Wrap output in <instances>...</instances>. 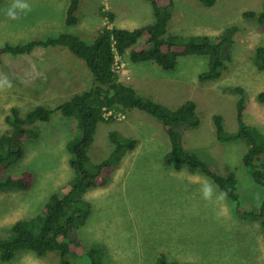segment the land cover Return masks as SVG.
I'll list each match as a JSON object with an SVG mask.
<instances>
[{
  "label": "rangeland",
  "instance_id": "374dc122",
  "mask_svg": "<svg viewBox=\"0 0 264 264\" xmlns=\"http://www.w3.org/2000/svg\"><path fill=\"white\" fill-rule=\"evenodd\" d=\"M67 1L23 0L31 10L11 20L6 11L13 0H0V48L61 33L92 43L104 27L132 31L153 23L151 7L144 0H79L76 24L68 27L64 24ZM263 4L264 0H215L206 8L198 0H171V16L165 25L168 36L213 39L228 26L237 28L222 52L226 70L215 82H198L207 58L196 55L177 57L173 69L163 70L153 62H131L125 54L120 63L117 61L120 67L114 68L118 81L142 99L170 110L187 101L196 105L202 126L190 130L177 126L182 147L194 152L216 174H233L239 208L244 211L258 207L262 189L243 168L242 142H215L212 116L222 117L226 132L236 131L238 95L234 89L241 88L244 123L264 136V106L254 99L264 92V71L256 70L252 63L255 47H264V25L242 16L253 11L257 17ZM102 11L113 15L112 22L99 15ZM138 42V49L145 46V38ZM172 49L180 52L182 48ZM5 77L11 87H0V131L5 129L4 117L14 108L23 115L42 106L50 115L47 122L28 127L26 135L20 136L21 159L0 170V178L21 172L32 175L27 190L0 192V238L9 234L15 222L39 215L49 196L61 193L73 178L66 144L77 132L74 120L63 117L57 107L92 86L83 61L62 47L35 48L29 55L16 57L3 54L0 81ZM121 114L112 117V123L96 125L87 151L89 165L101 162L126 140L136 144L107 176L104 186L82 194L89 210L84 224L71 231V238L80 240L85 251L93 248L102 264H156L159 256L166 264H264V235L259 223L235 217L228 198L217 201L219 190L210 180L214 191L206 200L204 176L162 163L169 143L159 121L139 110ZM112 133L115 136L110 141ZM69 261L88 264L87 258ZM0 264H58V258L17 251L9 262Z\"/></svg>",
  "mask_w": 264,
  "mask_h": 264
},
{
  "label": "trees",
  "instance_id": "16d2710c",
  "mask_svg": "<svg viewBox=\"0 0 264 264\" xmlns=\"http://www.w3.org/2000/svg\"><path fill=\"white\" fill-rule=\"evenodd\" d=\"M144 1L151 7L153 23L132 31L104 27L97 32L92 43H86L72 34L61 33L43 40H30L22 45L5 44L0 48V57L3 54L16 57L29 55L35 48L62 47L83 61L92 83L89 90L72 96L57 107L63 117L74 120L77 132L76 137L66 144L69 155L68 166L73 170V178L61 189V193L55 192L49 196L39 215L11 225L9 234L0 238L1 263L9 262L17 251H27L38 258L54 254L58 258V264H71L69 259L75 261L82 258H87L88 264H99V256L94 253L93 248L85 251L80 240L70 236L71 231L77 230L84 224L85 215L89 210V204L81 197L87 190L104 186L107 176L110 177L111 171L115 169L118 162L128 151L133 150L136 144L133 140H126L121 146L114 147L101 162L89 165L87 151L92 143L96 125L113 122L112 117L103 118L104 111L125 113L139 110L155 121H159L169 143V149L162 157V163L194 170L210 180L219 191H226L227 198L233 204L231 208L233 215L257 221L264 235V136L256 128L244 123V92L241 88L234 89L238 95L235 102L236 131L226 132L220 115H213L212 122L216 143L227 144L241 141L244 145L245 150L241 157L243 168L254 183L262 189V200L258 207L251 211L239 208L236 194L237 182L233 174L224 177L216 174L211 166L203 162L194 152L182 147L177 126H180V130L181 128L196 129L202 126L196 105L192 101H187L178 108L170 110L148 98L142 99L130 86L118 81L117 72L114 70L115 57L121 60L125 54L131 62H153L163 70L173 69L176 66L177 57L196 55L207 58L206 70L198 75V82H215L226 70L222 60V50L226 45L231 44L237 28L229 26L213 39L206 36L187 39L168 36L165 25L171 16L168 9L171 6V0ZM198 1L206 8L212 7L215 2V0ZM162 2H168V5H161ZM79 3V0L67 1L64 22L66 26L72 27L76 24L75 15L79 9ZM99 15L112 22L111 13L102 11ZM242 16L246 20H255L259 26H263L264 4L257 17L253 11H245ZM143 38H145V46L138 49L137 46L140 43L138 41ZM173 47L182 49L176 52L172 49ZM252 63L256 70L264 71V47L261 45L255 47ZM117 65L120 67L119 64ZM254 99L264 106V92H259ZM49 115L50 111L42 106H36L23 115L19 114L15 108L10 110L3 119L5 129L0 131V170L6 169L11 161L21 159L23 155L19 142L21 137L26 135L28 127L39 121L47 122ZM114 136V133L110 134V141ZM118 144V142L115 143V145ZM103 174L105 177L102 176ZM31 179L32 175L27 172L2 177L0 192L25 191L29 188ZM156 264L166 263L164 258L159 256Z\"/></svg>",
  "mask_w": 264,
  "mask_h": 264
},
{
  "label": "clouds",
  "instance_id": "9594fccd",
  "mask_svg": "<svg viewBox=\"0 0 264 264\" xmlns=\"http://www.w3.org/2000/svg\"><path fill=\"white\" fill-rule=\"evenodd\" d=\"M30 6L23 2V0H13V3L8 7L7 11H6V16L11 19V20H16L19 18V14L21 12H25V11H30ZM229 27V26H228ZM235 27V26H234ZM227 28V27H226ZM225 29V28H224ZM223 29V30H224ZM222 30V31H223ZM236 33V32H235ZM142 40V39H141ZM232 41V39H231ZM227 46V45H226ZM225 48V47H224ZM223 48V50H224ZM222 50V52H223ZM222 55V54H221ZM120 59H118L117 57H115V65H117V61H119ZM118 66V65H117ZM4 85H7L8 87H11L10 82L7 80V77H5V79L3 81H0V87H3ZM112 115L109 117H116V115H122L121 113H114L111 112ZM123 116V115H122ZM108 117V118H109ZM117 118V117H116ZM107 119V118H106ZM21 140V139H20ZM214 191V185L208 181L207 178H204L203 183H202V192H203V196L204 198L207 199H211L212 194ZM227 199V192L226 191H219L218 195H217V201L218 202H223L226 201Z\"/></svg>",
  "mask_w": 264,
  "mask_h": 264
},
{
  "label": "built area",
  "instance_id": "2783aa9c",
  "mask_svg": "<svg viewBox=\"0 0 264 264\" xmlns=\"http://www.w3.org/2000/svg\"><path fill=\"white\" fill-rule=\"evenodd\" d=\"M115 67H118V66L115 65ZM115 67H114V68H115ZM111 115H112V113L109 112V111H104V112H103V118H104V119L108 118V117L111 116Z\"/></svg>",
  "mask_w": 264,
  "mask_h": 264
},
{
  "label": "bare ground",
  "instance_id": "6f19581e",
  "mask_svg": "<svg viewBox=\"0 0 264 264\" xmlns=\"http://www.w3.org/2000/svg\"><path fill=\"white\" fill-rule=\"evenodd\" d=\"M110 100H111V99H110ZM116 100H117V99H116ZM116 100H115V101H116ZM111 101H114V99H113V100H111ZM116 104H118V103H116ZM193 104H194V103H193ZM96 105H97V104H96ZM118 105H119V104H118ZM95 107H96V106H95ZM98 262H100V261H98ZM100 263H101V262H100ZM101 264H102V263H101Z\"/></svg>",
  "mask_w": 264,
  "mask_h": 264
},
{
  "label": "crops",
  "instance_id": "0c3cea01",
  "mask_svg": "<svg viewBox=\"0 0 264 264\" xmlns=\"http://www.w3.org/2000/svg\"><path fill=\"white\" fill-rule=\"evenodd\" d=\"M121 29V28H120Z\"/></svg>",
  "mask_w": 264,
  "mask_h": 264
}]
</instances>
